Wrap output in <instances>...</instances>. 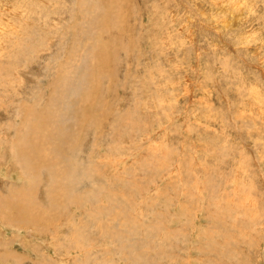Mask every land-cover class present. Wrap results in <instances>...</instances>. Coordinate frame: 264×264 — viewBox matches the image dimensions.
I'll use <instances>...</instances> for the list:
<instances>
[{"label":"rangeland","instance_id":"1","mask_svg":"<svg viewBox=\"0 0 264 264\" xmlns=\"http://www.w3.org/2000/svg\"><path fill=\"white\" fill-rule=\"evenodd\" d=\"M0 264H264V0H0Z\"/></svg>","mask_w":264,"mask_h":264},{"label":"bare ground","instance_id":"2","mask_svg":"<svg viewBox=\"0 0 264 264\" xmlns=\"http://www.w3.org/2000/svg\"><path fill=\"white\" fill-rule=\"evenodd\" d=\"M80 105V104H79ZM28 146H30V148H32L33 149V147H32V143L31 144H29ZM27 146V147H28ZM24 149H26L25 147H24ZM29 151H32V150H29ZM32 155V154H31ZM28 156H29V153H28ZM30 157V156H29ZM34 157V156H33ZM26 158V157H25ZM29 159V158H28ZM28 159H26V160H28ZM36 160V159H35ZM40 160V159H39ZM29 162V161H28ZM30 162H31V160H30ZM36 162V161H35ZM31 163H34L33 161L31 162ZM39 165V164H38ZM32 166V165H31ZM34 166V165H33ZM35 166H36V164H35ZM41 167V166H40ZM30 169V168H29ZM40 169V168H39ZM38 169V170H39ZM60 172V171H59ZM68 177V176H67Z\"/></svg>","mask_w":264,"mask_h":264}]
</instances>
